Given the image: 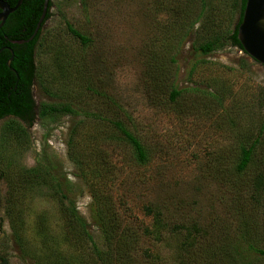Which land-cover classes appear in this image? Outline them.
Instances as JSON below:
<instances>
[{
	"label": "rangeland",
	"instance_id": "rangeland-1",
	"mask_svg": "<svg viewBox=\"0 0 264 264\" xmlns=\"http://www.w3.org/2000/svg\"><path fill=\"white\" fill-rule=\"evenodd\" d=\"M202 1L207 9L199 18ZM235 4L236 0H51L34 56L36 107L69 103L102 119L119 118L150 155L146 164L136 163L130 148L115 141V130L84 113L36 116L30 127L12 117L0 120V256L7 264H33L22 254L15 235L34 249L39 220L45 219L47 230L57 236L64 238L68 232L63 221L66 202L49 180H32L29 173L35 168L60 179L67 198L99 241L87 186L98 177L81 174L86 169L73 159L68 144L70 138L86 141L101 131L112 138L98 143L107 158L108 173L101 182L123 224H147L144 207L149 206L166 223L193 222L200 231L196 246L206 247L220 238L241 244V226L230 207L237 196L220 176L224 159L234 154L236 136L246 138L243 128L264 120V66L228 42L206 56L196 51L205 28L232 32L238 19ZM184 16L194 22V29L176 51L167 34L175 26L173 20H185ZM67 23L90 40L86 47L70 36ZM172 87L189 93L170 104ZM212 91L221 95L220 104L204 96ZM65 239L71 241L69 236Z\"/></svg>",
	"mask_w": 264,
	"mask_h": 264
},
{
	"label": "trees",
	"instance_id": "trees-1",
	"mask_svg": "<svg viewBox=\"0 0 264 264\" xmlns=\"http://www.w3.org/2000/svg\"><path fill=\"white\" fill-rule=\"evenodd\" d=\"M3 1L11 7L17 2ZM235 6L233 11L238 14V19L232 32L223 34L221 29L205 28V36L198 44L197 52L209 55L221 49L226 42L243 52L237 40V27L242 19L245 0H236ZM42 7L43 0H22L17 10L0 28V120L12 117L30 127L36 116L46 119L54 115L75 117L84 113V117L105 121L117 133L115 141L130 148L135 162L146 164L150 151L119 118L102 119L96 114L90 115L77 110L76 106L69 103L36 107L32 96L37 77L34 56L41 29L49 18L51 0L39 30L33 35ZM206 9V4L202 1L198 11L199 18L203 17ZM184 17L185 20H173L172 24L175 26L167 34L173 37L176 51L194 29V22L191 23L187 16ZM66 29L81 46L86 47L90 43L86 36L70 24H66ZM31 37L28 42L19 43ZM79 64L76 59L73 66L77 68ZM194 92L196 90H190V93ZM187 93L189 90L172 87L168 93V102L173 104ZM204 96L218 104L222 101L219 92L212 91ZM109 101L115 104L113 100ZM243 130L246 138L236 136L233 143L234 154L231 159H224L222 177L220 176L227 182L230 192L237 196V201L230 207L232 212H236L237 223L241 226L238 240L241 244L238 247L223 238L206 247L196 246L195 240L200 231L193 222L186 220L175 224L166 223L160 212L149 206L144 207V214L149 221L147 224L137 227L123 224L115 202L107 193L105 183L101 182L108 171L106 157L98 143L112 141L102 131L88 135L86 141L70 138L68 144L69 152L74 153L73 159H77L76 163L86 169L81 174L88 179L89 175L98 177L95 183L89 182L87 186L93 205L92 220L99 232V241L90 232L89 224L78 213L74 202L67 198L60 179L53 176L51 171H45V168H35L29 173L32 180L35 178L36 183L49 180L55 193L67 204L63 210V221L68 230L66 236L71 241L65 239L66 236L63 238L51 233L47 230L46 220L41 219L37 225L38 245L34 249H30L26 241L17 234L16 243L22 254L31 258L33 264H264V120L255 125L250 123ZM0 264H7V260L0 256Z\"/></svg>",
	"mask_w": 264,
	"mask_h": 264
},
{
	"label": "water",
	"instance_id": "water-1",
	"mask_svg": "<svg viewBox=\"0 0 264 264\" xmlns=\"http://www.w3.org/2000/svg\"><path fill=\"white\" fill-rule=\"evenodd\" d=\"M21 1L17 0L16 4L11 7L5 1L0 0V27L8 15L17 10ZM49 1L43 0L42 12L33 35L37 33L46 16ZM31 39L32 37L19 43L28 42ZM237 40L248 57L264 66V0H245L242 19L237 27ZM11 59L12 57L7 61V66Z\"/></svg>",
	"mask_w": 264,
	"mask_h": 264
},
{
	"label": "flooded vegetation",
	"instance_id": "flooded-vegetation-1",
	"mask_svg": "<svg viewBox=\"0 0 264 264\" xmlns=\"http://www.w3.org/2000/svg\"><path fill=\"white\" fill-rule=\"evenodd\" d=\"M13 13H14V12H13ZM11 14H12V13H11ZM11 14L8 15V17H7V19L5 20V22L8 21V18H9V16H10ZM5 22L3 23V25L5 24ZM3 25H2V26H3ZM2 26H1V27H2ZM1 27H0V28H1Z\"/></svg>",
	"mask_w": 264,
	"mask_h": 264
}]
</instances>
